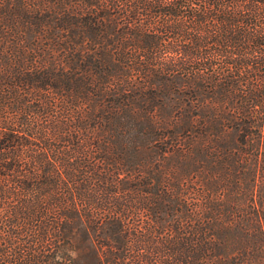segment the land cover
Here are the masks:
<instances>
[{
  "label": "trees",
  "instance_id": "16d2710c",
  "mask_svg": "<svg viewBox=\"0 0 264 264\" xmlns=\"http://www.w3.org/2000/svg\"><path fill=\"white\" fill-rule=\"evenodd\" d=\"M0 264H264V0H0Z\"/></svg>",
  "mask_w": 264,
  "mask_h": 264
}]
</instances>
